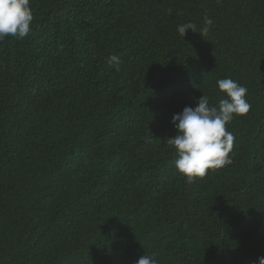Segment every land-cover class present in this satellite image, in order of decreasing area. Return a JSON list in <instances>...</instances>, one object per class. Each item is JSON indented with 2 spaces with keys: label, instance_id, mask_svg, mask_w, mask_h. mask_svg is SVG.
<instances>
[{
  "label": "trees",
  "instance_id": "16d2710c",
  "mask_svg": "<svg viewBox=\"0 0 264 264\" xmlns=\"http://www.w3.org/2000/svg\"><path fill=\"white\" fill-rule=\"evenodd\" d=\"M30 8L29 34L0 40V264H258L264 0ZM223 78L251 108L226 125L232 164L190 182L166 144L172 116L203 94L218 106Z\"/></svg>",
  "mask_w": 264,
  "mask_h": 264
},
{
  "label": "clouds",
  "instance_id": "9594fccd",
  "mask_svg": "<svg viewBox=\"0 0 264 264\" xmlns=\"http://www.w3.org/2000/svg\"><path fill=\"white\" fill-rule=\"evenodd\" d=\"M30 0H0V40L9 36L26 37L33 22ZM212 20L204 18V27L199 33L207 34ZM196 31V25L186 23L177 27L184 38L187 30ZM106 63L119 71L120 57L110 54ZM218 90L226 94L219 100L218 106L211 105L209 97L202 95L195 101V106H185L182 112L172 116L171 123L176 129L173 137L166 138L177 158L174 169L191 182L193 178H203L210 169H221L232 164L230 152L233 148L234 135L227 130L234 117L250 111L251 105L246 99L247 88L238 82L223 78L217 80ZM137 264H158L151 255H144ZM258 264H264V257H258Z\"/></svg>",
  "mask_w": 264,
  "mask_h": 264
}]
</instances>
